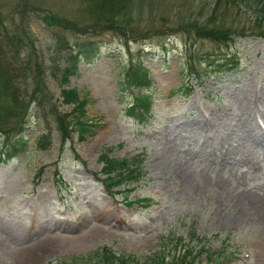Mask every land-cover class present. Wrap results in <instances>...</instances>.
Masks as SVG:
<instances>
[{
  "label": "rangeland",
  "instance_id": "rangeland-1",
  "mask_svg": "<svg viewBox=\"0 0 264 264\" xmlns=\"http://www.w3.org/2000/svg\"><path fill=\"white\" fill-rule=\"evenodd\" d=\"M127 3L111 25L95 24L83 0H0L2 24L24 40L21 55L30 52L36 100L20 134L0 133V155L10 154L0 165V264H19L14 248L47 238L55 247L35 264H107L94 255L103 248L137 264L155 256L166 264H264V152L240 130L246 122L264 132V38L249 26L252 7L214 18V0ZM194 24L244 29L219 44ZM87 43L95 51L65 84L67 56ZM205 55L228 56L236 68H207L197 61ZM189 57L199 77L187 76ZM141 61L154 100L144 126L126 115L137 89L123 85V73ZM67 88L86 101L97 128L83 142L71 134L61 148L55 118L72 111L62 101ZM9 102L0 93V106ZM197 114L209 123L192 129ZM107 148L111 158H142L128 195L142 202L127 205L105 190L99 155Z\"/></svg>",
  "mask_w": 264,
  "mask_h": 264
},
{
  "label": "trees",
  "instance_id": "trees-1",
  "mask_svg": "<svg viewBox=\"0 0 264 264\" xmlns=\"http://www.w3.org/2000/svg\"><path fill=\"white\" fill-rule=\"evenodd\" d=\"M88 3L91 13L95 15V24L103 22L104 24H119L117 15H122L128 8L127 0H83ZM252 7V21H249L254 34L264 38V0H214L212 4L210 17L219 16L220 13L227 12L228 9L234 12L244 11L248 7ZM215 18V17H214ZM221 23L224 24V18L221 16ZM195 26L196 34L202 39L209 40L214 43L226 44L233 40L236 33L243 31V26L238 28H229L225 25L219 27H209L206 25ZM24 40L18 34L10 32L0 20V93L10 102L6 106H0V133L8 134L13 132L20 134L27 123L29 106L36 101L31 98V82H33L34 74L31 71L30 52L22 56L24 49ZM95 45L92 43L76 44L77 55L69 54L66 58L67 67L65 68L64 83L67 84L69 77L74 75L77 70L79 56H88L95 51ZM200 60L205 63L206 67L228 66L227 70L234 69L235 63L227 56L223 59H211L212 55H205ZM194 58H188L187 76L199 77V72L193 66ZM42 67H39V72ZM123 85L129 90L137 89V94H132V102L126 109V115L135 119L140 124H145L152 111L153 99L149 92L152 80L148 71L141 65L130 67L123 73ZM62 101L65 104H72L71 113L65 115H56V125L58 128L61 148L70 140L71 134H76L77 140L82 142L94 134L97 124L86 119L84 107L86 101L78 97V93L72 89L62 90ZM17 145L24 147L26 142L24 137L17 138ZM16 150L15 147H13ZM111 149L107 148L101 151L99 161L102 163V169L99 174L103 175L102 184L105 190L111 194L124 195L123 200L127 201V196L134 190L131 186L139 181L141 176L140 156L131 159H115L109 157ZM7 158L0 157V164L6 163ZM139 202V200H136ZM132 202H129L131 205ZM176 243L182 242L181 238L175 239ZM203 240L199 239L201 244L198 253H203L205 249ZM189 253V252H187ZM100 263L107 264H137L133 257L116 256L107 248H103L99 253L94 254ZM184 255L182 256V258ZM207 260L213 262L211 257ZM143 264H166L165 258L155 256L149 258ZM173 264H192L191 262L175 261ZM220 264V262H215Z\"/></svg>",
  "mask_w": 264,
  "mask_h": 264
},
{
  "label": "bare ground",
  "instance_id": "bare-ground-1",
  "mask_svg": "<svg viewBox=\"0 0 264 264\" xmlns=\"http://www.w3.org/2000/svg\"><path fill=\"white\" fill-rule=\"evenodd\" d=\"M247 102V101H246ZM242 102L241 107L243 109V112H248L249 109V103ZM195 120L192 125H187L192 129H196L199 126H206L209 122L206 120L204 117L200 115H195ZM218 127L222 128L225 127L223 123L219 124ZM240 130L242 134L244 135V140L248 141L251 144H254L256 148L260 149L261 151L264 152V132H255L254 129H252V126L250 124H247L246 122L241 123ZM197 154H201L204 156L209 155V153L203 154V151L199 149ZM220 160H224V156L219 158ZM174 162L171 160V163ZM11 235L14 233L13 230L12 232L8 231ZM15 234V233H14ZM57 240V239H54ZM53 239L47 238L41 242L38 243H33L28 246H22L19 247V249L14 248L13 251L14 253H17V261L19 264H35L36 261L38 260V257L41 256L43 253L47 252L53 246L51 242L54 241Z\"/></svg>",
  "mask_w": 264,
  "mask_h": 264
}]
</instances>
